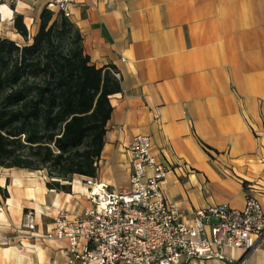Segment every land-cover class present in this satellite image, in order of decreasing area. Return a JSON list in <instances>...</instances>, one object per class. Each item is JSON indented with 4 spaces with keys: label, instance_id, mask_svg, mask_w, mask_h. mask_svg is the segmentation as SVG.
<instances>
[{
    "label": "crops",
    "instance_id": "crops-1",
    "mask_svg": "<svg viewBox=\"0 0 264 264\" xmlns=\"http://www.w3.org/2000/svg\"><path fill=\"white\" fill-rule=\"evenodd\" d=\"M70 11L91 64L122 74L121 91L109 96L97 174L73 176L66 193L47 189L38 172L37 188L27 183L18 194L16 180L7 200L43 214L47 229L59 209L83 216L86 180L128 187L126 147L146 135L161 160L186 167V174L169 172L164 185L184 217L222 203L240 209L246 192L264 211V0H74ZM52 242L67 257V241ZM223 253L234 264H264V237L247 253Z\"/></svg>",
    "mask_w": 264,
    "mask_h": 264
},
{
    "label": "trees",
    "instance_id": "trees-1",
    "mask_svg": "<svg viewBox=\"0 0 264 264\" xmlns=\"http://www.w3.org/2000/svg\"><path fill=\"white\" fill-rule=\"evenodd\" d=\"M23 19L13 16L24 44L0 37V168L42 172L47 189L70 193L73 176L97 174L117 69L91 64L68 17L42 8L33 36Z\"/></svg>",
    "mask_w": 264,
    "mask_h": 264
},
{
    "label": "built area",
    "instance_id": "built-area-1",
    "mask_svg": "<svg viewBox=\"0 0 264 264\" xmlns=\"http://www.w3.org/2000/svg\"><path fill=\"white\" fill-rule=\"evenodd\" d=\"M18 5L23 0H2ZM74 0H34L43 8L68 17ZM121 80L119 70L113 72ZM129 186L110 187L86 180L90 207L72 217L59 209L48 239L68 243L69 262L77 264H195L209 260L236 263L224 249L244 253L259 246L264 237V211L258 199L245 194L242 208L217 204L196 209L189 218L165 192L169 172L186 174L185 165L161 160L149 136L136 135L128 143ZM34 215L27 211L21 228L33 230ZM243 264L242 261L238 262Z\"/></svg>",
    "mask_w": 264,
    "mask_h": 264
},
{
    "label": "rangeland",
    "instance_id": "rangeland-1",
    "mask_svg": "<svg viewBox=\"0 0 264 264\" xmlns=\"http://www.w3.org/2000/svg\"><path fill=\"white\" fill-rule=\"evenodd\" d=\"M2 4L11 9L12 13L11 16L6 17L5 11H0V37L16 39L14 41L24 44V39L15 35L13 16L16 13L22 14L29 34H32L35 30L36 14L40 8H43L42 3L23 0L18 5L12 6L0 0V5ZM39 175L38 172L33 175L24 169L0 168V181H4L1 187H6L9 191L10 183L17 180L20 185L17 193L24 194L27 183H31V187L35 184L34 188H37ZM24 196L21 195V199ZM27 211H31L34 215L36 226L33 230L21 228L22 217ZM42 225L44 230L40 229ZM47 230L43 214L36 216L35 210L22 208V202H10L0 197V264H77L75 261L69 262V256L66 257V254L64 255L52 242L55 239L44 236Z\"/></svg>",
    "mask_w": 264,
    "mask_h": 264
},
{
    "label": "bare ground",
    "instance_id": "bare-ground-1",
    "mask_svg": "<svg viewBox=\"0 0 264 264\" xmlns=\"http://www.w3.org/2000/svg\"><path fill=\"white\" fill-rule=\"evenodd\" d=\"M3 6H4V9H7V11L10 12L9 8H7L5 5H3Z\"/></svg>",
    "mask_w": 264,
    "mask_h": 264
}]
</instances>
